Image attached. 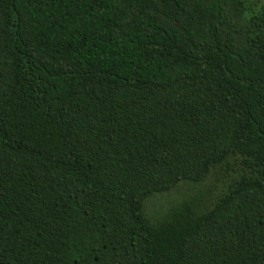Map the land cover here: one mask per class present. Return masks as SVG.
<instances>
[{"label": "trees", "instance_id": "16d2710c", "mask_svg": "<svg viewBox=\"0 0 264 264\" xmlns=\"http://www.w3.org/2000/svg\"><path fill=\"white\" fill-rule=\"evenodd\" d=\"M0 264H264V0H0Z\"/></svg>", "mask_w": 264, "mask_h": 264}]
</instances>
